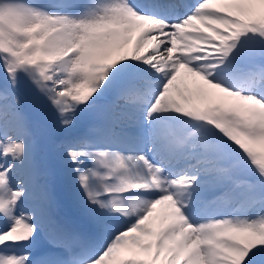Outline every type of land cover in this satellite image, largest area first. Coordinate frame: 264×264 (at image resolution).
Returning a JSON list of instances; mask_svg holds the SVG:
<instances>
[{"label": "snow or ice", "instance_id": "1", "mask_svg": "<svg viewBox=\"0 0 264 264\" xmlns=\"http://www.w3.org/2000/svg\"><path fill=\"white\" fill-rule=\"evenodd\" d=\"M0 264H264V0H0Z\"/></svg>", "mask_w": 264, "mask_h": 264}]
</instances>
